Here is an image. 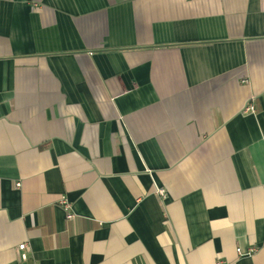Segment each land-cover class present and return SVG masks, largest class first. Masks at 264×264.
Instances as JSON below:
<instances>
[{
	"label": "crops",
	"instance_id": "crops-1",
	"mask_svg": "<svg viewBox=\"0 0 264 264\" xmlns=\"http://www.w3.org/2000/svg\"><path fill=\"white\" fill-rule=\"evenodd\" d=\"M218 261L264 264V0H0V264Z\"/></svg>",
	"mask_w": 264,
	"mask_h": 264
},
{
	"label": "built area",
	"instance_id": "built-area-1",
	"mask_svg": "<svg viewBox=\"0 0 264 264\" xmlns=\"http://www.w3.org/2000/svg\"><path fill=\"white\" fill-rule=\"evenodd\" d=\"M254 111L255 108H254V105L251 103L249 104L247 107H246V111ZM158 195L162 196V197H166V191L164 189H159L158 190ZM60 205L62 207H64V209L66 210V212L68 213V219H71L73 218V214L70 213V209H71V205L70 203L68 202V200L65 198V197H62L61 200H60ZM28 249L27 245L26 244H22L18 247V250L20 252H26V250ZM255 251V249H252L250 250L249 254L253 253ZM239 253H241V255H243V253L241 252V250H239ZM23 258L25 259V256L23 255ZM217 264H224L223 261H218Z\"/></svg>",
	"mask_w": 264,
	"mask_h": 264
}]
</instances>
